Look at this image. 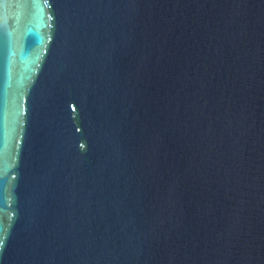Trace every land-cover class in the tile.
Returning a JSON list of instances; mask_svg holds the SVG:
<instances>
[{"label": "water", "instance_id": "obj_1", "mask_svg": "<svg viewBox=\"0 0 264 264\" xmlns=\"http://www.w3.org/2000/svg\"><path fill=\"white\" fill-rule=\"evenodd\" d=\"M0 264H264V0H0Z\"/></svg>", "mask_w": 264, "mask_h": 264}]
</instances>
